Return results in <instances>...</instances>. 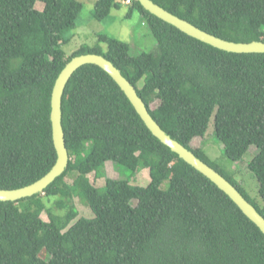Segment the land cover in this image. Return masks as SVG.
Masks as SVG:
<instances>
[{
  "label": "trees",
  "instance_id": "1",
  "mask_svg": "<svg viewBox=\"0 0 264 264\" xmlns=\"http://www.w3.org/2000/svg\"><path fill=\"white\" fill-rule=\"evenodd\" d=\"M152 1L217 37L264 41V0ZM119 6L118 0H96L92 16L104 20ZM82 7L78 0H0V189L32 183L52 167L54 81L71 57L96 53L129 80L167 134L229 180L264 217V53L213 47L130 0L125 17L140 14L153 50L131 55L128 42L99 33L95 44L66 57L60 44L73 36L65 32L76 27ZM61 109L68 165L41 193L0 201V264H264L259 227L151 133L103 69L78 68ZM210 118L226 157L239 160L254 148L247 167L262 207L203 146L191 145L203 138ZM107 161L128 175L147 168L150 181L139 186L128 177H106ZM89 173L104 177V185L91 184ZM74 197L94 216H78ZM43 249L48 259L40 257Z\"/></svg>",
  "mask_w": 264,
  "mask_h": 264
},
{
  "label": "water",
  "instance_id": "2",
  "mask_svg": "<svg viewBox=\"0 0 264 264\" xmlns=\"http://www.w3.org/2000/svg\"><path fill=\"white\" fill-rule=\"evenodd\" d=\"M136 1H138L149 13L173 25L185 34L212 45L213 47L232 53H264V41L253 40L250 42H235L226 40L206 32L187 20L172 14L152 0ZM85 64L97 65L110 75L123 91V94L126 95L151 133L186 163L202 173L203 176L210 179L218 188L225 192L264 234V217L254 205L251 204L229 180L219 174L217 170L198 158L191 150L187 149L184 145L167 134L151 116L144 101L138 95L135 87L129 82V80L122 75L121 71L110 60L96 53L79 54L71 57L60 70L54 81L50 99L52 139L56 151V160L54 164L42 177L32 183L17 188L0 189V201H17L21 198L41 193L50 182L65 171L69 161V154L65 145L64 132L61 123L62 96L71 75Z\"/></svg>",
  "mask_w": 264,
  "mask_h": 264
},
{
  "label": "rangeland",
  "instance_id": "3",
  "mask_svg": "<svg viewBox=\"0 0 264 264\" xmlns=\"http://www.w3.org/2000/svg\"><path fill=\"white\" fill-rule=\"evenodd\" d=\"M82 3L83 7L76 20V27L67 30L65 35L73 33L71 39L65 43H61L60 47L64 51L65 56H69L73 51L78 49L81 45H93L97 42L99 33H106L111 37L118 38L128 42L130 47V54L136 55L142 51H151L155 48V40L148 30L147 25L140 18V14L136 11L130 18L125 17L126 10L130 4L127 0H118L119 7L112 8L109 15L104 20L94 19L92 16L93 4L95 0H78ZM43 3L36 2V8L41 9ZM103 48L105 44L101 43ZM157 102L152 104L155 107ZM203 139V140H202ZM192 146H203L204 151L208 157L221 166L228 174L233 175L234 178L239 180L241 186L244 187L249 197L260 207L263 206V201L258 193V182L254 174L250 172L247 167L248 161L254 154V148L247 150L239 160H231L223 153L222 143L217 139L214 132L213 119L210 118L207 130L203 138L195 137L191 142ZM125 169V168H124ZM115 166L111 161L105 163L104 172L106 177L112 178H127L131 184L145 186L149 183V172L147 168H142L136 171L133 175H128L127 169ZM126 172H124V171ZM75 171L67 173L65 181L69 183L75 176ZM91 184L102 187L104 185V177L95 178L93 173L88 174ZM167 180L162 182L161 188H164ZM53 197L46 198L47 207L51 206ZM135 200L131 203L135 204ZM74 203L78 209L79 215L87 218L93 217L94 214L89 206L81 201L78 197H74ZM43 219H47L46 212L41 214ZM40 257L48 259L47 252L43 249L40 252Z\"/></svg>",
  "mask_w": 264,
  "mask_h": 264
},
{
  "label": "built area",
  "instance_id": "4",
  "mask_svg": "<svg viewBox=\"0 0 264 264\" xmlns=\"http://www.w3.org/2000/svg\"><path fill=\"white\" fill-rule=\"evenodd\" d=\"M127 2H130V0H127Z\"/></svg>",
  "mask_w": 264,
  "mask_h": 264
},
{
  "label": "crops",
  "instance_id": "5",
  "mask_svg": "<svg viewBox=\"0 0 264 264\" xmlns=\"http://www.w3.org/2000/svg\"><path fill=\"white\" fill-rule=\"evenodd\" d=\"M95 1H96V0H95ZM235 179L237 180V178H235ZM239 180H240V179H239ZM239 180H238V181H239Z\"/></svg>",
  "mask_w": 264,
  "mask_h": 264
}]
</instances>
